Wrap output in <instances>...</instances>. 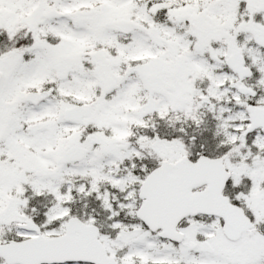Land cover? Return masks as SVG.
Instances as JSON below:
<instances>
[{"label":"snow or ice","instance_id":"6c2138e0","mask_svg":"<svg viewBox=\"0 0 264 264\" xmlns=\"http://www.w3.org/2000/svg\"><path fill=\"white\" fill-rule=\"evenodd\" d=\"M0 264H264V0H0Z\"/></svg>","mask_w":264,"mask_h":264}]
</instances>
